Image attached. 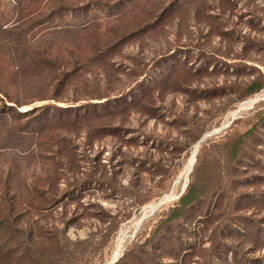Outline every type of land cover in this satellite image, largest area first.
I'll return each instance as SVG.
<instances>
[{"label":"rangeland","instance_id":"1","mask_svg":"<svg viewBox=\"0 0 264 264\" xmlns=\"http://www.w3.org/2000/svg\"><path fill=\"white\" fill-rule=\"evenodd\" d=\"M16 27L59 66L33 87L26 58L20 76L0 57L20 111L51 107L0 142V264H264V88L247 96L264 0H0ZM193 182L190 219L170 221Z\"/></svg>","mask_w":264,"mask_h":264},{"label":"trees","instance_id":"2","mask_svg":"<svg viewBox=\"0 0 264 264\" xmlns=\"http://www.w3.org/2000/svg\"><path fill=\"white\" fill-rule=\"evenodd\" d=\"M18 28L19 27L0 28V57L2 55H5L8 60L10 59V61L13 62L16 68L15 71L13 72V75L20 74V76L22 75L23 68H24V65H23L24 63L22 64L21 61L22 59L26 58L29 61L28 66H29V70H31L30 74L32 73L34 74V80L32 82H29V84H31V86L33 87H37L36 84L39 83V81H36L35 78L36 76L39 75L38 74L40 73L39 71H41V69L44 67L48 68L51 66L53 69V68H57V67H54L55 65L56 66H59V65L57 64V62H54L53 60H50L49 58H47L45 55V52L35 47L34 43L30 44L31 39L27 37V31H22ZM23 38H26L29 40L23 41ZM32 42L34 41L32 40ZM27 43H29L30 45ZM100 54L101 52H99V54L97 53L96 55L99 56ZM51 57H54L56 61L58 59L57 55L55 56L51 55ZM1 69H0V72H1ZM10 77H11V81L15 82L16 79H14L12 76L9 75V78ZM42 88H43V85H42ZM263 88H264V84H258L257 82H255L249 87L247 96L248 97L253 96L256 93L260 92ZM45 90L46 89L44 88V90L42 91H45ZM0 94L5 97V99L0 97V130L1 129L3 130L2 132L3 134L1 138L2 141L0 142L7 143V142H12V141H22L23 136H19V134H22V133L25 135L31 134L32 131L29 130V127L32 123L42 124V122L46 123L48 121L49 118L47 117V112L51 110L50 106L37 107L31 110L22 112L18 108H20V106L23 105L24 102H19L18 99L10 96V94H8L7 92V89L4 88L1 84H0ZM37 99H43V98L40 97ZM7 102L15 103L16 106L15 107L8 106ZM56 110L63 112L65 111V108L64 109L56 108ZM203 143L201 144V148H202ZM195 187H196V183L194 185V182L188 185L184 195L179 199V203L177 207L173 209L172 215L170 217V221H176L178 219H185L186 214L190 215L191 206L197 200H199V198L195 194L196 193ZM186 219H190V217L187 216ZM65 245H67V243H65ZM30 246L32 248L30 252L33 255L34 253L38 252V249L35 244L30 245ZM61 248L65 249L66 246H63ZM61 253L62 251H60V254Z\"/></svg>","mask_w":264,"mask_h":264},{"label":"water","instance_id":"3","mask_svg":"<svg viewBox=\"0 0 264 264\" xmlns=\"http://www.w3.org/2000/svg\"><path fill=\"white\" fill-rule=\"evenodd\" d=\"M260 98H258L257 99V102H260V101H262V100H264V96H259ZM25 111H28V110H25ZM234 121L235 120H232L231 122H230V124H226V125H222V126H220L218 129H215V130H213V131H211V132H208V133H206L205 135H203V137L199 140V143L200 144H202L204 141H206L208 138H211V137H213V136H216V135H219L220 133H222L224 130H226L227 128H229L233 123H234ZM179 182V179H177V181L174 183V185H173V187L175 186V184H177ZM188 182H189V180H188ZM189 184V183H188ZM188 184L186 185V186H184L183 188H182V191L179 193V195H177V199H180L183 195H184V193H185V191H186V189H187V187H188ZM168 200L166 199V200H164L163 198H161L158 202H156L153 206H154V212L150 215L151 217L164 205V204H166V202H167ZM145 218V217H144ZM135 236H136V231L134 232V234H133V236H132V238L134 239L135 238ZM119 259L120 258H117V259H114V258H112L107 264H116L118 261H119Z\"/></svg>","mask_w":264,"mask_h":264},{"label":"bare ground","instance_id":"4","mask_svg":"<svg viewBox=\"0 0 264 264\" xmlns=\"http://www.w3.org/2000/svg\"><path fill=\"white\" fill-rule=\"evenodd\" d=\"M257 102V101H256ZM255 103V100L254 99H252V100H250L248 103H246V104H244V105H242V106H240L239 108H238V110L236 111V112H232V113H230V114H228V116H227V118H229V117H233V116H235V115H237L238 113H240V112H242V111H244L245 109H247V108H249V107H251L253 104ZM233 120H235V119H233ZM230 124V123H229ZM198 144H200L199 142H198ZM197 144V145H198ZM198 149H199V145L198 146H196V147H194L193 148V150H192V154H191V158H190V160H189V163H188V165H187V169H186V171H187V173L188 172H190L191 171V169H192V167H193V164H194V162H195V158H196V155H197V152H198ZM186 174V173H185ZM185 176V175H184ZM188 184V183H187ZM187 184H185L184 186H186ZM176 195V194H175ZM177 197V196H176ZM164 198V197H163ZM167 204V203H166ZM147 207H149V206H147ZM151 212L153 213L155 210H154V206H151ZM146 212V211H145ZM151 213V214H152ZM151 214H149V215H147V216H145V218L143 217L141 220H140V223L139 224H142L145 220H147L148 218H150L151 216ZM125 232V231H124ZM122 237H123V234L121 233L120 234V237L118 238V241H117V249H115V250H117V252H119V249L121 248V240H122ZM121 252V251H120ZM119 254V253H118ZM120 255V254H119ZM114 259H117V255H115V257H113Z\"/></svg>","mask_w":264,"mask_h":264}]
</instances>
